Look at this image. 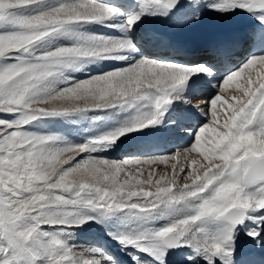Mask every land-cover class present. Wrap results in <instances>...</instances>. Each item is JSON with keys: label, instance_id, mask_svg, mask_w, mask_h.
<instances>
[{"label": "rangeland", "instance_id": "1", "mask_svg": "<svg viewBox=\"0 0 264 264\" xmlns=\"http://www.w3.org/2000/svg\"><path fill=\"white\" fill-rule=\"evenodd\" d=\"M117 2L0 0V264H85L76 243L85 235L130 264H220L245 248L242 230L223 217L234 208L248 215L249 195H264V182L246 183L251 165L264 158V74L245 92L240 84L239 101L227 99L225 124L236 126L223 125L206 180L160 195L159 171L112 164L126 145L167 122L175 94L155 83L162 73L125 78L114 75L124 66L99 64L124 52L128 40L139 49L163 39L196 45L256 22L264 27V0ZM131 6L127 39L103 25L110 8ZM232 184L218 216L204 219L215 236L188 231L177 205L182 192L217 199ZM171 233L178 250L163 244ZM96 256L88 264L103 263Z\"/></svg>", "mask_w": 264, "mask_h": 264}, {"label": "bare ground", "instance_id": "2", "mask_svg": "<svg viewBox=\"0 0 264 264\" xmlns=\"http://www.w3.org/2000/svg\"><path fill=\"white\" fill-rule=\"evenodd\" d=\"M112 1L114 6H121L116 4L117 0ZM127 9L123 12V9L110 8L111 21L103 22L108 29L114 30L113 33L118 29L117 33L126 39L135 18L131 19L134 14L133 7ZM256 23L239 29L233 35L228 33L223 35V32L213 34L195 43L196 45L189 43L178 45L170 39L159 41L154 39V42L150 41L152 43L149 42L141 50L128 40L123 46L124 52L118 54L116 52L107 60L100 62L101 70L110 67L112 62L116 63V69L120 65L121 68L124 66L122 70L114 72V75L125 78L154 72L162 73L155 83L167 86L170 88L169 92L175 94L173 96L175 100H172L167 108L170 112L165 115L167 122L154 135L152 134L153 136L147 135L140 143H129L126 146L131 147L120 150L112 164L117 171L127 168L129 170L133 166L136 169H133L134 171H137L139 166L159 171L155 186L160 195L171 191L175 185L177 187L174 190L179 191L188 189L197 178L206 180L209 172L216 167L208 159H211L217 141H220L222 135L225 136L222 130L225 127L223 125L226 121V104L229 98L239 101L244 96L242 92L247 91L246 86L260 81L264 74V27ZM158 42L159 44L155 45ZM229 50L230 53H226ZM84 75H87L86 71ZM243 82L242 87L245 88L242 91L240 84ZM238 92H241L240 95ZM231 125V123L228 127L226 125L225 129ZM233 125L236 126L234 123ZM234 174L235 169L232 168L227 182L233 183ZM167 176L169 184L165 188ZM176 178L177 184H173ZM234 191L235 186L232 184L229 194L217 199L203 197L200 190H196L192 195L182 192L181 198L177 199V205L185 218L187 230L200 233L203 238H207L205 240L214 237L213 228L204 219L209 216L217 217L221 205L229 201L228 197L233 195ZM246 205L251 211L245 222L237 226L246 239L245 248L240 251L239 258L232 259V254H228L229 256L226 255L220 264H264V195L256 194L251 197L249 195ZM96 239V236L85 235L80 243L76 241L79 244L77 249L85 250V264L90 263L91 257L95 258L99 253L102 257L97 259V262L103 260L101 264H130L121 259L122 257L119 259L118 256L106 252L102 243V246H97ZM90 242L95 246L90 245Z\"/></svg>", "mask_w": 264, "mask_h": 264}, {"label": "water", "instance_id": "3", "mask_svg": "<svg viewBox=\"0 0 264 264\" xmlns=\"http://www.w3.org/2000/svg\"><path fill=\"white\" fill-rule=\"evenodd\" d=\"M264 181V158L256 160L247 173V185H254L259 182ZM247 215L242 209L234 208L229 210L223 217V219L233 226H240L246 220ZM163 244L165 247L171 250H178L179 239L175 234H168L163 239Z\"/></svg>", "mask_w": 264, "mask_h": 264}]
</instances>
